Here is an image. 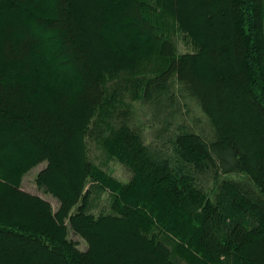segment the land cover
<instances>
[{
	"label": "trees",
	"instance_id": "16d2710c",
	"mask_svg": "<svg viewBox=\"0 0 264 264\" xmlns=\"http://www.w3.org/2000/svg\"><path fill=\"white\" fill-rule=\"evenodd\" d=\"M174 33L193 51L177 53ZM173 80L211 138L181 123ZM124 91L148 104L159 131L175 125L165 147L132 124ZM89 141L129 180L91 161ZM41 162L36 184L56 210L20 187ZM233 172L243 178L220 176ZM94 189L109 196L105 212L89 210ZM174 256L264 264V0H0V264Z\"/></svg>",
	"mask_w": 264,
	"mask_h": 264
},
{
	"label": "rangeland",
	"instance_id": "374dc122",
	"mask_svg": "<svg viewBox=\"0 0 264 264\" xmlns=\"http://www.w3.org/2000/svg\"><path fill=\"white\" fill-rule=\"evenodd\" d=\"M172 40L177 48V53L193 51L192 45L187 38L183 37V35L174 33ZM173 90L180 96L182 100V115L180 118L181 123H183L189 130L198 132L206 138H211L213 134L211 125L195 98L186 89L181 87V85H179L175 80H173ZM123 99L124 100L119 106L122 108L127 107L132 111L131 122L143 130L142 134L144 140L147 143H154L160 145L161 147H165L169 137L176 132L175 125H170L167 130L165 129V131H159L162 125L157 123V121L151 122V111L148 104L138 99L130 98L127 91H124ZM99 111L101 112L103 109H100ZM98 127H100L99 124ZM87 148L88 158L91 161L99 165L119 181L126 182L129 180L131 175L130 171L116 158L109 156L100 146H98L95 141H89ZM44 166L45 162H41L25 172L20 179V187L25 191L36 194L45 199L51 204L52 208L56 210L58 207V200L49 192L45 191L36 184V175L39 170L44 168ZM220 176L234 179L243 178V174L237 172L223 175L221 174ZM199 178L200 182L202 183V187L205 189L208 188V192L210 193L211 188L213 187V179H209V173L204 174V176L200 175ZM88 185H90V183H88ZM108 202L109 196L106 192L94 189L90 198L89 210L92 211L93 214L105 212L107 210ZM155 233L157 234L158 238L162 239L163 241L166 240V237L159 233L158 230H155ZM68 238L74 241L80 250L86 249L85 241L80 236L74 234L71 230L68 232ZM166 245L171 247V242L168 241ZM173 258L177 264H186L183 260L177 258L176 256Z\"/></svg>",
	"mask_w": 264,
	"mask_h": 264
}]
</instances>
